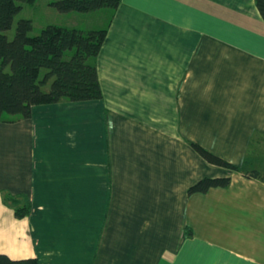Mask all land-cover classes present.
I'll return each instance as SVG.
<instances>
[{
  "label": "crops",
  "instance_id": "obj_1",
  "mask_svg": "<svg viewBox=\"0 0 264 264\" xmlns=\"http://www.w3.org/2000/svg\"><path fill=\"white\" fill-rule=\"evenodd\" d=\"M105 29L102 99L36 105L28 119L0 122V254L264 264V181L243 174L264 175L255 0H120ZM204 178L229 183L188 195ZM4 195L26 201L27 216L17 219Z\"/></svg>",
  "mask_w": 264,
  "mask_h": 264
},
{
  "label": "trees",
  "instance_id": "obj_2",
  "mask_svg": "<svg viewBox=\"0 0 264 264\" xmlns=\"http://www.w3.org/2000/svg\"><path fill=\"white\" fill-rule=\"evenodd\" d=\"M35 0H0V122L28 119L36 105L62 101L86 102L102 99L96 58L106 36L105 28L84 31L48 25L37 36H30L32 21L19 20L14 37L4 34L11 29L14 17L21 11L20 3ZM120 0H60L53 2L59 12H93L99 9L116 10ZM264 22V0H255ZM71 52L65 59L67 52ZM9 67V72L4 69ZM45 70L42 73V70ZM10 118V119H11ZM193 149L208 163L231 171L239 168L225 162L207 150L192 144ZM250 179L264 181L257 170L243 173ZM228 178H204L192 185L187 194L204 193L210 188L226 187ZM3 202L10 206L17 219L27 216L29 204L9 195ZM0 264H38L36 259L11 260L0 254Z\"/></svg>",
  "mask_w": 264,
  "mask_h": 264
},
{
  "label": "rangeland",
  "instance_id": "obj_3",
  "mask_svg": "<svg viewBox=\"0 0 264 264\" xmlns=\"http://www.w3.org/2000/svg\"><path fill=\"white\" fill-rule=\"evenodd\" d=\"M60 0H35L32 3H20L21 11L14 17L11 29L4 34L8 40L14 37L16 26L21 19H28L32 21L33 30L30 36H37L42 29L48 25H58L68 28L73 26H81L84 30L103 29L108 26L113 17V12L109 9H99L93 12H59L51 4ZM75 24V25H73ZM72 51L67 52L65 59H68ZM9 72V67L4 69ZM45 70H42L44 73Z\"/></svg>",
  "mask_w": 264,
  "mask_h": 264
}]
</instances>
